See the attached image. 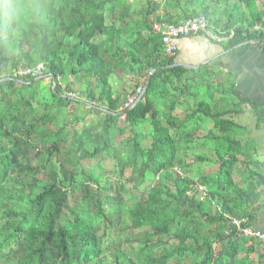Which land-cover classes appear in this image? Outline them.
Returning <instances> with one entry per match:
<instances>
[{
    "label": "trees",
    "instance_id": "16d2710c",
    "mask_svg": "<svg viewBox=\"0 0 264 264\" xmlns=\"http://www.w3.org/2000/svg\"><path fill=\"white\" fill-rule=\"evenodd\" d=\"M137 1L0 0V264H255L264 252L243 233L264 208L251 133L264 130V101L237 90L230 71L171 66L176 48L166 54L153 29L200 15L224 49L250 41L264 53V9ZM38 63L54 85L14 73ZM152 68L123 111L111 77L140 93ZM246 112L249 128L237 121Z\"/></svg>",
    "mask_w": 264,
    "mask_h": 264
},
{
    "label": "crops",
    "instance_id": "0c3cea01",
    "mask_svg": "<svg viewBox=\"0 0 264 264\" xmlns=\"http://www.w3.org/2000/svg\"><path fill=\"white\" fill-rule=\"evenodd\" d=\"M223 39V37L218 39L207 30L176 39L174 41L176 61L180 64L198 67L207 64L213 69L230 71L237 90L253 101H264V53L258 45H253L250 41L247 43L245 41L229 50L224 49ZM263 133L264 130L254 132L258 146L256 157L263 163L264 170ZM250 229L259 231V233L264 232V208L258 211ZM261 251L263 252L260 250L252 255L255 264L264 263V252Z\"/></svg>",
    "mask_w": 264,
    "mask_h": 264
},
{
    "label": "rangeland",
    "instance_id": "374dc122",
    "mask_svg": "<svg viewBox=\"0 0 264 264\" xmlns=\"http://www.w3.org/2000/svg\"><path fill=\"white\" fill-rule=\"evenodd\" d=\"M135 3L136 2H138L137 0H133ZM138 4H135L133 7L135 8L136 6H137ZM253 5H254V7H255V9L256 10H262V9H264V0H254V3H253ZM139 7H137L136 9H138ZM236 17V16H235ZM134 83H135V81H133V79H131V78H129L128 76H123V78H121V76H118V75H113L112 77H111V80H110V84L112 85V88H113V90H118L119 92H121L122 91V89H124L125 91H126V99H125V101L126 102H128L130 99H132L134 96L135 97H137V95L139 94V89L137 88V91L134 93H132V90H133V88L135 87L134 86ZM43 84L45 85V87H47V86H49L50 84H51V86L53 85L52 84V79H51V77L50 76H44V78H43ZM80 87V86H79ZM126 102H124V104H126ZM129 107V106H128ZM237 121L239 122V123H242V124H245V125H247V127L249 128V127H251V126H253V124H254V119L249 115V113L247 112L246 114H243V115H241L240 117H238V119H237ZM122 125V120H120L119 121V126H121ZM208 125V124H207ZM56 125H53L52 127H55ZM81 128H82V124H79V125H77L76 127H75V129H74V132H75V134L77 133V132H79L80 130H81ZM149 127H148V125L146 124V125H142L141 127H136V132L139 134V135H141V133L143 134V133H146L147 132V129H148ZM251 129V128H250ZM251 133L254 135V131L253 130H251ZM117 134V130H115V132H114V135H116ZM130 135V132H126L123 136H122V138L124 139V138H126V137H128ZM116 137H117V135H116ZM117 139V138H116ZM116 142H115V145H119V143H118V139L117 140H115ZM145 141L143 140V143H144ZM193 147H194V149L193 150H189L188 151V158H189V160L190 159H192L193 158V154H195V153H198V151H200V150H202V149H200V148H202L201 147V142H196L194 145H193ZM206 150V149H205ZM33 163H37V161L36 160H34V162ZM112 166H113V160L111 159V158H107V159H104L103 161H102V168L103 169H105V170H107V171H109L111 168H112ZM204 167L206 166L205 164L203 165ZM103 169L102 170H99V169H97L96 170V174H98V175H100V176H107L106 175V173H104L103 172ZM114 181V177L113 176H111L110 177V179H109V181ZM149 183V180H147V181H145L144 182V185H147ZM100 234V233H99ZM115 241H117V238L115 239ZM106 244V243H105ZM252 257V256H251ZM254 261V260H253Z\"/></svg>",
    "mask_w": 264,
    "mask_h": 264
},
{
    "label": "built area",
    "instance_id": "2783aa9c",
    "mask_svg": "<svg viewBox=\"0 0 264 264\" xmlns=\"http://www.w3.org/2000/svg\"><path fill=\"white\" fill-rule=\"evenodd\" d=\"M207 22L203 16H195L193 18H188L183 21H179L177 24H167L162 25L164 29H161L158 24L153 25L155 31L162 30V42L164 44V49L166 54L172 55L174 49L176 48L175 40L180 36H187L198 31L206 30ZM254 30H259L258 26L254 27ZM219 39V38H218ZM44 67L41 63L36 64L33 67H19L14 70L15 74L18 75H29L36 77L40 75ZM133 99L126 102L125 106H131ZM236 224L239 221H235ZM244 234L256 236L264 244V232L252 231L250 228L243 230Z\"/></svg>",
    "mask_w": 264,
    "mask_h": 264
},
{
    "label": "water",
    "instance_id": "95a60500",
    "mask_svg": "<svg viewBox=\"0 0 264 264\" xmlns=\"http://www.w3.org/2000/svg\"><path fill=\"white\" fill-rule=\"evenodd\" d=\"M248 41H246L245 43H247ZM177 65H181V66H186V67H191V68H195V67H198V66H193V65H186V64H180V63H174L172 64L171 66H177ZM155 68H152L150 69V71L148 72L147 74V77L145 79V82H144V85L142 87V90L141 92L137 95L136 99L134 100V102L132 103L131 106L127 107L126 109H124L123 111H126L128 110L129 108H131L133 105H135V103H137L139 101V99L141 98V95L142 93L144 92V90L146 89V86L148 85L149 83V80H150V77L152 75V73L154 72ZM44 76H50L51 79H52V84L54 85L55 83V78L51 75H44V74H41V75H38L37 77H35V79H41V78H44ZM5 79H10V77H6ZM3 80V79H0V81ZM18 81V80H17ZM121 111V112H123ZM263 147H264V133H263Z\"/></svg>",
    "mask_w": 264,
    "mask_h": 264
},
{
    "label": "clouds",
    "instance_id": "9594fccd",
    "mask_svg": "<svg viewBox=\"0 0 264 264\" xmlns=\"http://www.w3.org/2000/svg\"><path fill=\"white\" fill-rule=\"evenodd\" d=\"M0 23H3V17H0Z\"/></svg>",
    "mask_w": 264,
    "mask_h": 264
}]
</instances>
